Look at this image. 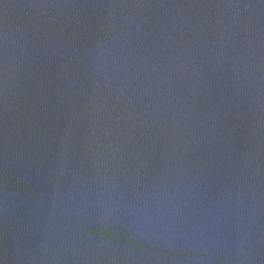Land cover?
Returning a JSON list of instances; mask_svg holds the SVG:
<instances>
[{"label":"water","instance_id":"1","mask_svg":"<svg viewBox=\"0 0 264 264\" xmlns=\"http://www.w3.org/2000/svg\"><path fill=\"white\" fill-rule=\"evenodd\" d=\"M0 264H264V0H0Z\"/></svg>","mask_w":264,"mask_h":264}]
</instances>
